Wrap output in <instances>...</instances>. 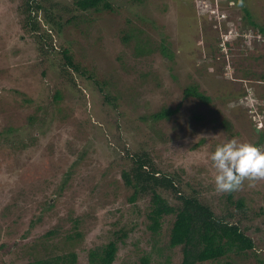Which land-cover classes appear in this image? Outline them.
<instances>
[{"label":"rangeland","instance_id":"374dc122","mask_svg":"<svg viewBox=\"0 0 264 264\" xmlns=\"http://www.w3.org/2000/svg\"><path fill=\"white\" fill-rule=\"evenodd\" d=\"M21 2L0 0V264L35 261L50 231L57 234L46 243L60 253L54 246L78 229L83 236L76 264H90V249L129 223L114 264H141L152 244L142 230L145 200L130 202L132 191L122 178L124 142L146 144L159 166L179 175L183 189L197 190L218 214L239 213L236 221L242 218L255 247L230 261L264 264V179L245 180L229 200L230 192L215 190L210 159L218 144L232 138L255 143L264 130V37L258 28L264 26V0H111L112 10L88 14L94 20L89 27L70 24L62 38L47 35L58 47H70L97 79L109 81L115 104L88 79L72 86L55 70V53L39 51L33 33L23 28ZM200 4L208 14L194 20ZM126 33L134 36L129 42L122 40ZM137 37L152 51L138 53ZM192 85L210 102L186 96ZM57 89L62 94L55 103ZM163 108L178 110L156 119ZM238 199L245 200V214L235 208ZM133 221L141 226L132 228ZM166 224L164 255L152 253V260L182 264L179 249L167 247L171 221Z\"/></svg>","mask_w":264,"mask_h":264},{"label":"trees","instance_id":"16d2710c","mask_svg":"<svg viewBox=\"0 0 264 264\" xmlns=\"http://www.w3.org/2000/svg\"><path fill=\"white\" fill-rule=\"evenodd\" d=\"M45 1L22 0L19 5V12L23 16V28L33 33L39 51L43 54L55 53L54 59L52 58V64L55 65V70L59 71L65 77V80L70 83L69 85L76 86L78 79L86 78L95 85L106 101L115 104L118 96L111 94L107 87L109 81L97 79L93 72H89L86 66L84 67L83 64L75 59L71 48L66 46L64 42L58 47L56 43L51 42L53 40L47 37V35L52 36L54 33L62 38L65 27L70 24L82 28L86 24L89 27L92 19L88 18V14L112 10L113 4L111 0H73L72 3L67 5L60 3L46 5ZM235 1L241 4L243 0ZM206 10L200 4L197 7V11L195 9L196 13L192 14L193 19L195 20V18L204 15L207 16ZM190 13L192 11L188 10L186 16L188 17ZM251 22L257 27L255 22ZM45 25L50 27L52 32H47L44 29ZM258 28L264 37V26H258ZM130 35V33H126L122 40L129 42L130 37H134ZM138 41V53L142 54L152 51V47L145 46L142 42L143 40L139 39ZM147 43L153 45L151 41H147ZM227 44L229 45V43ZM158 48L162 49L163 53H169L166 46L162 44ZM260 57H264V53ZM55 92L54 101L56 103L61 99L62 92L60 89ZM185 92L186 96H193L203 102H210L211 98L200 91L196 85L187 88ZM177 110L178 108H163L162 111L154 113L153 116L156 119L169 118ZM35 118L36 114L32 115L30 117L31 122ZM11 130H15V128L11 127ZM120 139L117 135L118 141H124ZM30 142H33L32 139ZM262 143H264V130L260 129L259 138L255 144L260 145ZM23 144L28 146L29 143L23 142ZM124 147L128 158L125 160L126 167L123 168L122 178L124 184L132 191L130 202L137 206L141 199L145 200L146 209L143 217L146 219L142 230L143 233H149L151 237L149 242L152 244V252L145 251L139 257L141 264H154L152 253L156 252L164 255V247L160 246L163 240L162 231L169 221H171V225L167 247L171 250L179 249L182 254V264L206 262L232 264L230 260L233 259V255L245 254L255 247L253 237L247 232L248 228L242 226V218L236 221V216L239 213L230 211L226 215L218 214L213 205L205 201L197 190L187 193L183 189L180 176L159 166L152 151L146 144L142 143L139 147H130L124 142ZM77 163V160L74 161L72 166H76ZM72 173L73 170L70 168L66 173V180L63 181L60 191H62ZM232 194L233 192H230L229 200H231ZM244 201V199H238L233 203H235L236 210L243 211L245 214L246 205ZM86 214L88 216L91 215V217L93 215L92 213L89 214V212ZM79 221L80 219H76V224H79ZM129 225H121L119 232L107 243L91 248L88 254L89 263L114 264L119 251V243H125L128 237L127 226ZM132 226V228H139L141 224L133 221ZM56 234L54 231H50L43 235L41 242H39V247L45 253L42 254V250H39V256L29 264L77 263L78 253L76 247L79 244V238L83 236L81 230L78 229L67 234L62 240L61 246H58V248H56L57 245L54 246L55 249H61L62 252L54 254L46 240ZM140 241L141 239L137 238V242ZM3 247H5V244L1 246V248ZM169 260L170 257L166 256V261Z\"/></svg>","mask_w":264,"mask_h":264},{"label":"clouds","instance_id":"9594fccd","mask_svg":"<svg viewBox=\"0 0 264 264\" xmlns=\"http://www.w3.org/2000/svg\"><path fill=\"white\" fill-rule=\"evenodd\" d=\"M210 159L217 192L238 189L245 180L251 183L264 179V148L251 141L229 139L216 146Z\"/></svg>","mask_w":264,"mask_h":264}]
</instances>
